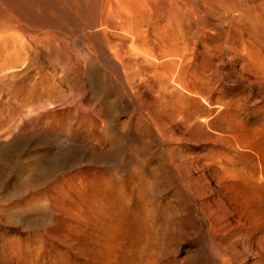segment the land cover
<instances>
[{"label":"rangeland","instance_id":"374dc122","mask_svg":"<svg viewBox=\"0 0 264 264\" xmlns=\"http://www.w3.org/2000/svg\"><path fill=\"white\" fill-rule=\"evenodd\" d=\"M0 1V264H264V0Z\"/></svg>","mask_w":264,"mask_h":264},{"label":"bare ground","instance_id":"6f19581e","mask_svg":"<svg viewBox=\"0 0 264 264\" xmlns=\"http://www.w3.org/2000/svg\"><path fill=\"white\" fill-rule=\"evenodd\" d=\"M4 2V1H3ZM72 2V1H71ZM16 3V2H15ZM87 4V2H86ZM3 8L4 10H7L8 8L6 7L5 5V2L4 4L2 3V1H0V9ZM10 10V8H9ZM6 14L5 12H2L0 13V34H5L7 36H10V32H11V29H12V25H11V20L10 17L4 15ZM10 15V14H9ZM16 20V19H15ZM12 34V32H11ZM4 35H2L3 37ZM5 38V36H4ZM93 62V61H92ZM26 167V166H25Z\"/></svg>","mask_w":264,"mask_h":264}]
</instances>
